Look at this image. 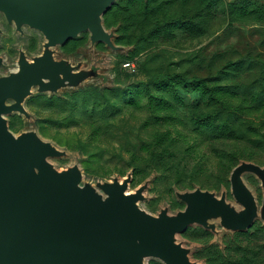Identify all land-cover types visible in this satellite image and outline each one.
<instances>
[{"label": "rangeland", "instance_id": "rangeland-1", "mask_svg": "<svg viewBox=\"0 0 264 264\" xmlns=\"http://www.w3.org/2000/svg\"><path fill=\"white\" fill-rule=\"evenodd\" d=\"M145 3L116 0L103 14L112 45L92 41L87 30L49 46L43 32L0 12V78L18 74L22 56L32 64L45 54L78 75L7 99L18 105L4 114L7 126L16 137L33 133L58 150L47 157L52 169H77L78 186L104 199V186L125 183L147 214L177 217L186 207L180 194L200 188L240 214L233 169L243 161L264 167V0L190 5L208 20L203 32L179 24L182 0H155L149 9ZM208 3V12L196 11ZM241 178L258 207L253 223L230 230L212 212L205 223L193 222L174 235L191 261L210 264L204 254L213 246L235 260L258 253L256 264H264V187L253 172ZM135 259L166 264L142 252Z\"/></svg>", "mask_w": 264, "mask_h": 264}, {"label": "water", "instance_id": "water-1", "mask_svg": "<svg viewBox=\"0 0 264 264\" xmlns=\"http://www.w3.org/2000/svg\"><path fill=\"white\" fill-rule=\"evenodd\" d=\"M115 1L0 0V12L18 26L41 30L49 46L87 30L92 41L112 45L102 16ZM20 64L18 74L0 78V264H143L135 259L138 252L166 264H197L174 240L176 233L193 222L205 223L211 212L230 230H245L253 223L258 207L241 175L257 174L264 187V167L254 162H241L231 174L233 194L244 206L240 214L224 197L198 188L180 194L186 207L177 217L164 212L152 216L135 205L140 194H126L125 183L104 186V199L94 189L78 186L77 169L55 172L47 157L59 151L33 133L16 137L4 114L18 105L6 100L20 101L35 85L48 82L57 88L78 75L47 54L32 64L22 56ZM261 214L264 218V200Z\"/></svg>", "mask_w": 264, "mask_h": 264}, {"label": "trees", "instance_id": "trees-1", "mask_svg": "<svg viewBox=\"0 0 264 264\" xmlns=\"http://www.w3.org/2000/svg\"><path fill=\"white\" fill-rule=\"evenodd\" d=\"M155 0H146V7L149 9L151 6V2H154ZM202 2L203 0H182L183 7L185 8V12L183 14L182 21H180L179 24H181L187 31L194 32H203L206 30L207 22L202 16L201 18H197L195 14H193L194 8H190V5H196L197 2ZM208 7H210V4H206L204 6H201V8H198L196 11H199L200 13H206L208 12ZM195 21H199L198 23ZM258 256V253L254 254L253 257H250L246 252L244 255V259H236L231 258H225L221 251H216L213 246L209 247L208 253L204 254V257L206 258L207 262L210 264H256V257Z\"/></svg>", "mask_w": 264, "mask_h": 264}, {"label": "bare ground", "instance_id": "bare-ground-1", "mask_svg": "<svg viewBox=\"0 0 264 264\" xmlns=\"http://www.w3.org/2000/svg\"><path fill=\"white\" fill-rule=\"evenodd\" d=\"M28 25V24H27ZM35 29H38V28H35ZM39 30V29H38ZM41 31V30H40ZM42 32V31H41ZM21 65V64H20ZM44 80V79H43Z\"/></svg>", "mask_w": 264, "mask_h": 264}]
</instances>
